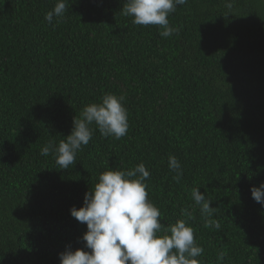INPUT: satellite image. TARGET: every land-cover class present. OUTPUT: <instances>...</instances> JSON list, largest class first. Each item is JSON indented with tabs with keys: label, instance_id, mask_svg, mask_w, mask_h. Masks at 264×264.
<instances>
[{
	"label": "trees",
	"instance_id": "obj_1",
	"mask_svg": "<svg viewBox=\"0 0 264 264\" xmlns=\"http://www.w3.org/2000/svg\"><path fill=\"white\" fill-rule=\"evenodd\" d=\"M0 0V264H61L85 247L71 215L110 170L143 163L161 221L187 219L202 264H264V0H187L168 19L179 33L136 25L127 0ZM124 96L127 134L92 139L68 169L54 154L84 107ZM175 156L179 182L169 168ZM193 188L212 201L220 228L205 227Z\"/></svg>",
	"mask_w": 264,
	"mask_h": 264
},
{
	"label": "clouds",
	"instance_id": "obj_2",
	"mask_svg": "<svg viewBox=\"0 0 264 264\" xmlns=\"http://www.w3.org/2000/svg\"><path fill=\"white\" fill-rule=\"evenodd\" d=\"M186 3L187 0H127L122 14L132 17L136 25L161 26L160 35L167 38L180 31L170 25L169 15ZM225 7L231 10L232 0H225ZM65 11V0H58L45 19L51 24L54 16L62 17ZM123 101L122 95L105 94L102 103L84 107L80 118H74L71 134L60 140L58 146L49 142L40 154H54L56 164L68 169L75 163L82 146L92 139L93 130L89 125L95 124L105 137H124L129 124ZM168 162L170 170L176 173L174 179L179 182L183 176L179 160L170 155ZM149 178L150 172L143 163L131 170L103 172L94 189L85 194L84 206L71 209V215L87 225L88 231L82 239L91 251H73L69 247L60 254L61 264H202L198 257L203 255L204 248L196 243L194 229L188 226L192 213L181 209L187 219L163 224L159 208L148 198L145 181ZM251 192L253 199L264 205V184L253 187ZM191 198L200 209L204 226L219 229V221L211 218L215 211L210 207L212 201L199 188L192 189ZM226 255L220 251L217 264H223Z\"/></svg>",
	"mask_w": 264,
	"mask_h": 264
}]
</instances>
